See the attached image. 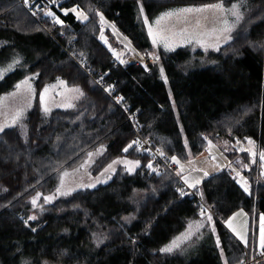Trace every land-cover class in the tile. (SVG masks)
Segmentation results:
<instances>
[{"label": "trees", "instance_id": "1", "mask_svg": "<svg viewBox=\"0 0 264 264\" xmlns=\"http://www.w3.org/2000/svg\"><path fill=\"white\" fill-rule=\"evenodd\" d=\"M137 1L62 0V7L78 5L89 19L64 17L53 5L52 10L65 20L61 27L42 12L33 17L21 0H0V62L18 56L24 64L0 81V95L22 77L39 73L36 98L26 115L0 134V264H224L225 260L239 264L258 255H251V246L257 240V220L264 214V176L259 157L252 164L249 153L239 147H248V138L257 151L264 150V0H141L150 17L186 4L247 1V15L236 25L232 39L219 52H209L206 64L200 63L204 53H193L189 46L155 51L136 21ZM36 3L48 6L47 0ZM96 13L115 24L138 51L154 52L159 60L148 71L136 64H116L111 49L99 39ZM103 29L112 49H117L121 42L113 29L109 25ZM99 73L107 86L114 85L110 96L94 80ZM58 78L80 87L84 96L74 107L45 115L39 95ZM115 95L123 96L131 112L139 114L143 136L154 146L185 163L186 158L206 155L211 141L248 180L252 195L243 191L224 164L199 186L205 205L212 208L216 232L206 227L191 256L166 254L160 247L189 219L200 218V209L192 195L181 198L175 191L179 178L169 170L148 176L142 173L151 159L147 154L139 153L135 145L123 152L135 131ZM228 144L234 149L229 150ZM101 145L105 150L93 173L123 156L139 159L141 168L133 175L120 168L107 184L57 200L25 225L23 220L35 211L32 197L40 190H53L61 170L77 166ZM189 149L191 157H187ZM238 160L249 167L237 164ZM241 210L250 217L248 245L224 223ZM125 216L135 219L126 223ZM93 233H103L107 239L97 245ZM252 264H264V259Z\"/></svg>", "mask_w": 264, "mask_h": 264}, {"label": "snow or ice", "instance_id": "2", "mask_svg": "<svg viewBox=\"0 0 264 264\" xmlns=\"http://www.w3.org/2000/svg\"><path fill=\"white\" fill-rule=\"evenodd\" d=\"M24 4L31 9L33 6L35 7L36 11H32V15L35 16L37 15V11L42 12L45 17H48L51 19L52 24L55 25H60L61 27L65 26V20L61 19L60 15H57L56 11L52 10L51 6H55L56 9L59 10V12L64 16L67 17L69 14H73L74 17L76 18L77 21L80 22H85L88 21L89 17L88 15L79 8L78 5L71 6V7H62L61 3L62 0H47L48 6L45 8L41 9L40 5L36 3V0H31V3H29V0H23ZM241 7L242 3H231L230 7H225L223 3H217V4H209L205 5L200 8H183V9H178L176 11H169L164 13L161 17H159L155 21L156 27L153 28L152 25H149L148 27V35L152 37V43L153 45L158 46L159 44L163 43L164 48L166 51H174L175 47L178 46L175 37L177 35L184 37V33L186 31L183 30L179 33L175 32L172 27L169 24H164L162 23L165 20L168 21H183L184 23H187V17L183 16L181 14L184 13H204L206 11L213 13L212 21L216 25V27H213L212 30L209 31H200L196 35H189L185 37L184 41L182 42H187V43H193L195 42L196 44L200 45L201 47L204 48L205 51L208 50L209 47L213 48L215 51L219 52L221 50L220 44L221 41L224 44H228V42L232 39L231 33L233 32L236 24H238L242 19H243V13L241 12ZM140 12L143 14V5L140 6ZM99 16V21L101 25V32L99 39L103 41L105 44H108L107 38L103 34V27L108 26V21L105 20L104 16L102 13H96ZM230 17L233 18L230 20ZM205 21L208 19L207 17L203 18ZM143 22L145 24H148V18L147 16L143 17ZM198 27L200 25V21H196ZM114 31L115 26L111 25ZM117 35H120L118 31H116ZM208 38V39H206ZM127 39V38H125ZM109 48L111 49V45H109ZM129 50L135 52V49H132L130 47V42H129ZM113 55L116 57V59L119 61L120 64H126L127 60L121 58V54L115 52L113 49ZM73 55H76L74 52ZM148 55L152 56V59L154 61L159 60V56L156 55L155 53H149ZM80 57L84 56V53L81 52L79 53ZM141 60L143 58H140ZM22 66L21 64V59L19 57H14L10 63L7 64L6 67H0V79L4 78V75L10 71H12L14 68ZM147 68V65H145ZM87 71L91 72L90 68L86 69ZM163 68H160L161 75H163ZM39 77V73H35L30 76H26L23 80L18 82L15 85V89L17 92L21 89H24L27 92V97H26V106L31 107V102L36 98V89L32 83V81L35 78ZM104 77L101 76L99 83L103 82ZM165 82H166V77H164ZM57 87H64L66 91H71L75 92L78 94L77 98L83 97L84 92L82 89L79 87L75 88H67V83L66 81L59 79L57 84H51V85H46L43 87L40 95H39V102L40 105L42 106V110L47 115L50 113L51 109L48 106V100H49V93L50 90L55 89ZM105 92H108L109 94L112 93L114 90V85H109L106 88L103 89ZM17 92H12L9 93L8 96H16ZM63 95V93H61ZM8 97L0 98V99H7ZM115 101L117 104H120L121 102L124 101L123 96H116ZM58 107H74L73 104L67 103V104H59L57 105ZM127 111V108L124 109ZM23 116V109H18L10 124L8 125H3L0 124V133H3L5 130V127H12L17 125L18 121L21 119ZM181 131L183 129L181 128ZM60 137H57V140L59 141ZM204 139H207L206 137ZM247 140L248 147H239L240 152H247L249 153L251 157V163L256 164L257 163V156L259 157V166L264 173V150L262 151H257L255 148V142L251 139L245 138ZM185 147L187 148V139L185 138ZM227 141H225V144L227 145ZM241 142L237 141V145H239ZM208 144L211 147H214L212 145L211 141H208ZM136 146V150L139 151L141 148H143V145L141 144L140 140H133L131 143L127 144L126 147L123 148L124 153H128L129 149H132L133 146ZM209 149V151H210ZM104 146L101 145L99 151V154H103L104 151ZM145 153L149 157H152L154 154L151 152V148H146L143 149ZM227 150V149H225ZM156 153H158L161 157H165V153L162 149H156ZM97 153L89 152L87 153V159L84 160L82 164H80V169H87L90 167L92 163H95V161L92 159L94 155ZM187 157H191V150H188ZM226 159V157H225ZM212 161H216L215 156H211ZM170 161L172 164L178 166V170L175 171V176L178 177L177 184L178 186L176 187L175 191L179 194L181 198L189 196V195H194L198 194L203 201L204 194L203 190L199 187L200 185L203 184L204 180L207 179L211 173L208 169L203 167L204 164L208 163V160L205 159L204 161H195L192 159L186 158V162L182 163L181 159L178 158L177 156L173 155L171 157H166V162ZM153 160L149 159L148 163L146 164L145 170H148L151 173H155L156 175H161L159 168L153 166ZM231 161H229L228 166L231 165ZM237 164H241L242 167L248 168V164H243L242 161H237ZM116 165H123V171L127 172L129 175L136 174L137 169L141 168V161L139 159H127L125 158H117L112 161V163L108 164L106 167L103 168L102 171L99 172V176L95 178L94 182L92 183H80L77 185L78 188L80 189H94L97 187L98 184H107L109 180L112 179V176L116 172ZM199 165V166H198ZM211 168L213 171H221L222 166L219 163H213L211 165ZM79 169H77L78 171ZM193 173H198V175H193ZM230 173H235L233 176V179L236 180L240 186L243 188V191L249 195H252V192L250 190V185L247 181V179L241 174L239 170L236 168H230ZM70 173L67 170H64L60 172V177H59V184L56 187L55 191L49 195H44L43 196V204H38V201L40 200L41 196L43 195L42 193L37 192L35 196L32 197L31 199V204L32 206L39 207L40 212L42 213L45 208V204H51L53 201H55L58 197H67L72 195L73 192L77 190V187H67L65 184V178L68 177ZM90 175V173H89ZM179 181H182V185L179 184ZM186 186V187H185ZM186 189H195V193H190ZM27 190V189H26ZM6 191V189H5ZM153 193H155V188L152 189ZM200 212L199 215L203 217L204 219L201 221L195 222V231H193V225L189 224L188 225V230L185 233H182L180 237H177L175 240L171 242L170 245L165 246L164 248L160 249L161 252L163 253H171L173 252L176 248L180 246V242L190 240L193 235H197L200 233V230L204 228L206 225L209 226L210 231L212 233L216 232L215 228V221L213 219L212 212L204 206L202 203L199 205ZM236 215H247L246 213H243L242 210L239 213L234 214L233 217H230L224 223L227 225V227L236 234V236L239 237L240 240L244 242L245 245H248V240L246 238V235L243 234L242 232L238 231L236 227L233 225V220L235 219ZM38 219V216L36 214H33L29 216L27 219L23 220L25 225H28V222L35 221ZM124 222L126 223H131L133 219H135V216H125L122 218ZM123 227V225H122ZM32 231H36L35 228H32ZM93 237L96 240L97 245L103 243L105 239H107V236L103 233L101 234H96L93 233ZM133 244H135V241H132ZM216 244L217 246L220 245V239L219 236H216ZM259 248L262 250L261 255L264 256V214L260 215V229H259ZM223 254V249H221V255ZM27 264V262H25ZM224 264H228V261L225 260ZM239 264H244L243 261H240Z\"/></svg>", "mask_w": 264, "mask_h": 264}, {"label": "rangeland", "instance_id": "3", "mask_svg": "<svg viewBox=\"0 0 264 264\" xmlns=\"http://www.w3.org/2000/svg\"><path fill=\"white\" fill-rule=\"evenodd\" d=\"M233 3H238V2H233ZM239 3H241V1L239 2ZM141 5H143L142 4V2H141V0H138L137 1V3L135 4V7H134V15H135V18H136V21H137V23L140 25V27H141V30L146 34V36L149 38V40L151 41V43H152V37L151 36H149L148 35V27H149V25H152V27L153 28H155L156 27V25H155V21L159 18V17H161L164 13H166V12H169V11H176V10H178V9H183V8H192V7H188V6H185V5H182V6H185V7H182V8H178V9H172V10H167V11H165V12H161V13H159V14H157V15H155V16H153V17H150L149 15H148V13L146 12V10H145V8H144V6H143V14H141V12H140V6ZM187 5V4H186ZM209 5V4H208ZM227 5H229V4H227ZM230 6H231V4H230ZM229 6V7H230ZM247 6H248V2L247 1H245V2H242V7H241V12L243 13V19L240 21L241 23L243 22V20L245 19V17H246V15H247V10L249 9V8H247ZM26 9V8H25ZM27 10V9H26ZM28 11V10H27ZM29 12V11H28ZM30 13V12H29ZM31 14V13H30ZM32 15V14H31ZM181 15H183V16H186L187 17V20H188V23H184L183 21H175V20H173V21H168V20H165V21H163L162 23H164V24H169L171 27H172V29L174 30V31H176L177 29H181L182 27H184V25H186V24H189V22H192V20H194V19H197V16H198V13H184V14H181ZM33 16V15H32ZM144 16H147V18H148V24H145L144 22H143V17ZM34 17V16H33ZM233 18H231V20H232ZM239 22V23H240ZM238 23V24H239ZM238 24H236L237 26H238ZM236 27V26H235ZM104 30V29H103ZM113 33H114V35L120 40V42H121V44L117 47V49H114L115 50V52H117V53H120L121 54V58L122 59H124V58H127L128 57V59L129 58H132V59H134L135 58V55H137V53L136 52H133V51H130L129 50V44H127V42L126 41H124L119 35H117L116 34V32L115 31H113ZM108 41V40H107ZM131 41V40H130ZM72 42H75V40L73 39L72 40ZM118 42V41H117ZM132 42V41H131ZM153 44V43H152ZM178 44V43H177ZM109 45H110V43L108 42V44H106V46H108L109 47ZM222 45H224V43H221L220 44V46H222ZM154 46V50L155 51H159L160 49H164L165 50V48H164V45H163V43H161V44H159L158 46H156V45H153ZM190 47V51L191 52H196V51H201L202 53H204L202 56H199L200 57V63L201 64H206L205 62H207V56H208V53L209 52H215V50L213 49V48H211V47H209L208 48V50L207 51H205L204 50V48L203 47H201L200 45H198V44H196V43H191V45H189ZM130 47H131V45H130ZM132 48V47H131ZM176 48H178V47H175V49ZM132 49H134V48H132ZM113 49H112V46H111V51H112ZM142 56L145 54V57H150V58H152V56L151 55H148L149 53H154V52H140V51H138ZM112 54H113V51H112ZM156 54V53H155ZM156 55H158V54H156ZM14 57H18V56H14ZM13 57V58H14ZM12 58V59H13ZM113 58H114V61L116 62V57L113 55ZM11 59V60H12ZM21 59V58H20ZM11 60H6V61H4V62H0V67H6L7 66V64L8 63H10L11 62ZM153 60V59H152ZM154 61V60H153ZM156 61H154L153 63H155ZM21 64H22V66H18V67H16V68H23L24 67V64L22 63V59H21ZM116 64H117V62H116ZM127 64V63H126ZM118 65H125V64H118ZM16 68H14V69H16ZM13 69V70H14ZM12 70V71H13ZM11 72V71H10ZM10 72H8V73H10ZM8 73H6L5 75H4V77L8 74ZM31 75H33V74H31ZM26 76H30V75H26ZM26 76H24V77H22L18 82H20L21 80H23ZM164 77L165 76H162V79H164ZM4 79V78H3ZM3 79H0V81L1 80H3ZM165 80V79H164ZM17 82V83H18ZM58 82V81H57ZM57 82H55V83H53V84H57ZM32 83H33V85H34V87H35V79L32 81ZM51 85V84H50ZM75 87H78V86H68L67 85V88H69V89H71V88H75ZM80 88V87H79ZM36 89V88H35ZM81 89V88H80ZM83 91V90H82ZM12 92H17V90L15 89V87L13 88V89H11L10 91H8V92H5V93H3V94H1L0 95V98H4V97H8L7 99H0V124H3V125H8V124H10V122H11V120H12V118H13V116H14V114H15V112L18 110V109H23V116L21 117V119L26 115V113H27V111H28V109L30 108V107H27L26 106V97H27V92L24 90V89H21V90H19L18 92H17V95L16 96H8V94L9 93H12ZM61 93H63V95H61ZM77 96H78V94L77 93H75V92H71V91H66L65 90V88L64 87H57V88H55V89H52V90H50V93H49V100H48V106L50 107V109L51 110H54V109H61V108H68V107H58L57 105H59V104H67V103H71V104H74L77 100H79L80 98H77ZM117 95H115V97H116ZM33 101L34 100H32V102H31V105H32V103H33ZM136 118H137V120H138V122H139V124L141 125V122H140V119H139V114L137 113V116H136ZM21 119L18 121V123L21 121ZM17 123V124H18ZM7 128H10V127H5V130L7 129ZM1 134V133H0ZM141 134L143 135V133H142V125H141ZM158 148H161L163 151H164V149L162 148V147H159L158 146ZM228 148H229V150H233L234 149V146L233 145H229L228 144ZM100 149V147L99 148H96V149H94V150H92V151H90V152H93V153H97L96 155H94L93 156V160L96 162L98 159H99V157L101 156V154H99V150ZM105 149V148H104ZM218 146H215L214 145V148H213V151H212V153H216V155H215V157H216V161L215 162H218V163H221L220 161H219V159L221 160L222 159V156L218 153ZM104 152V151H103ZM165 152V151H164ZM166 153V152H165ZM217 154L218 155H220V156H217ZM167 155H168V157H171V155H169L168 153H167ZM120 158H125L124 156L123 157H120ZM127 158V157H126ZM85 159H87V155L80 161V163L77 165V166H75V167H72V168H64L63 170H61L60 172H62V171H64V170H67L69 173H70V175L68 176V177H66L65 178V184H66V186L67 187H77V185L78 184H80V183H84V184H87V183H92V182H94V180H95V178H97L98 176H99V173H97V174H95V173H93V171H92V168H93V165H94V163H92L91 165H90V167H88L87 169H80V164H82L83 162H84V160ZM127 159H130V158H127ZM224 164L225 165H227L228 166V164H229V160L226 158H224ZM116 167V172L120 169V168H123V165H116L115 166ZM230 168H236L237 170H238V168H237V166L236 165H234V164H231L230 166H229ZM77 169H79L78 171H77ZM165 171V170H164ZM163 171V172H164ZM60 172L58 173V176L56 177V187L58 186V184H59V177H60ZM116 172H115V174H116ZM163 172H161V173H163ZM89 173H90V175H89ZM143 174H147L148 176H152V175H154L155 173H149L148 172V170H144L143 172H142ZM261 173H262V171H261ZM115 174L112 176V178L115 176ZM242 174V173H241ZM243 175V174H242ZM262 175L264 176V173H262ZM244 176V175H243ZM245 177V176H244ZM246 178V177H245ZM110 181V180H109ZM108 181V182H109ZM248 181V180H247ZM101 185H103V184H98L97 185V187H99V186H101ZM56 187L53 189V190H51V191H47V192H45V191H43V190H40V191H38L39 193H42L43 195L41 196V198H40V200L38 201V204H43L44 202H43V196L44 195H49V194H51V193H53L54 191H55V189H56ZM96 187V188H97ZM80 190H87V189H80V188H78L77 187V190L76 191H80ZM36 195V194H35ZM34 195V196H35ZM68 197V196H67ZM61 198H66V197H58L55 201H53V203L54 202H56L57 200H59V199H61ZM53 203H51V204H53ZM51 204H45L44 205V208H46L48 205H51ZM40 213V209H39V207H35V211H34V213L33 214H36L37 216H38V214ZM32 214V215H33ZM195 219L196 218H192V219H189L188 220V224H186V226H185V228L182 230V231H180L179 233H177L175 236H173V238H172V240H170L168 243H166V244H164L162 247H160V249H162V248H164L165 246H167V245H170L171 244V242L173 241V240H175L177 237H180L181 236V234L182 233H185L187 230H188V225L189 224H192L193 225V231H195V227H196V225H195V222H197V221H195ZM205 227H208L207 225L205 226ZM204 230V229H203ZM203 230H201L200 231V233L199 234H197V235H193L192 236V238L190 239V240H186V241H182V242H180V246L178 247V248H176L173 252H171V253H176V252H182V253H184L185 255H187V256H191L189 253H192V251L194 250L193 248H192V246L195 244V243H197V242H199V240L201 239V237H202V232H203ZM166 254H170V253H166Z\"/></svg>", "mask_w": 264, "mask_h": 264}, {"label": "crops", "instance_id": "4", "mask_svg": "<svg viewBox=\"0 0 264 264\" xmlns=\"http://www.w3.org/2000/svg\"><path fill=\"white\" fill-rule=\"evenodd\" d=\"M217 3H222V2H215V3H209V4H217ZM224 4V3H223ZM205 5H208V4H205V3H203V4H187V5H185V6H188V7H192V8H200V7H203V6H205ZM225 5V7H229L230 5H227V4H224ZM185 6H181V7H177V8H175V9H178V8H182V7H185ZM187 8V7H186ZM174 9V10H175ZM170 10H172V9H170ZM213 13H211V12H208V11H206V12H204V13H198V16H197V19H194V20H192V22H189V24H186V25H184V27H182L181 29H177L175 32H177V33H179V32H181V31H183V30H185L186 29V31H185V33H184V37H181V36H179V35H177L176 37H175V40H176V42L178 43V46L177 47H181V46H189V45H191V43H187V42H182V41H184V39H185V37H187V36H189V35H196V34H198L200 31H211L212 30V28L213 27H216V25L213 23V21H212V17H213ZM205 17H207L208 19L205 21L203 18H205ZM197 20H199L200 21V25H199V27H198V25H197V23H196V21ZM230 20H231V17H230ZM188 23V22H187ZM235 31V28H234V30H233V32ZM233 32L231 33V36H232V34H233ZM206 39H208V38H206ZM195 43V42H194ZM221 43H223L222 41H221ZM190 47V46H189ZM247 146V145H246ZM245 146V147H246ZM212 151H213V148H211L210 149V151L208 150L207 151V153H206V155H204V156H202V157H199V158H195V159H192V160H195V161H204L205 159H207L208 160V163L207 164H204L203 165V167H205L206 169H208L209 171H210V173H211V175L212 174H214V173H216V171H213L212 170V168H211V165L213 164V163H218V162H215V161H212L211 160V156H215L216 155V153H212ZM220 154V153H219ZM221 155V154H220ZM220 155H218L217 154V156H220ZM224 155H222V159L220 160L219 159V161L221 162V163H219L221 166H222V168H223V166H224ZM199 166V165H198ZM193 175H198V173H193ZM239 212H241V211H238V212H236V213H239ZM243 213H246L247 215L245 216V215H236L235 216V219L233 220V225H234V227H236L237 228V230L238 231H240V232H242L243 234H245L246 235V238H247V240L249 241V233H250V217H249V215H248V213L246 212V211H242ZM235 213V214H236ZM213 215V214H212ZM234 216V215H233ZM233 216H231V217H233ZM204 218L203 217H200V218H196L195 219V221H201V220H203ZM213 219H214V221H215V218H214V216H213ZM226 225V224H225ZM258 227H257V234H256V237H257V240H256V242L255 243H253L252 244V246H251V255H255V254H259V253H261V249L259 248V229H260V216H259V218H258V220H257V224H256ZM227 226V225H226ZM206 227H204V228H202L201 230H203V229H205ZM200 230V231H201ZM230 230V229H229ZM231 231V230H230ZM232 232V231H231ZM233 233V232H232ZM235 236H236V234L235 233H233ZM238 239H239V237L238 236H236ZM240 240V239H239ZM241 241V243H243L244 244V242L242 241V240H240ZM245 245V244H244Z\"/></svg>", "mask_w": 264, "mask_h": 264}, {"label": "built area", "instance_id": "5", "mask_svg": "<svg viewBox=\"0 0 264 264\" xmlns=\"http://www.w3.org/2000/svg\"><path fill=\"white\" fill-rule=\"evenodd\" d=\"M21 3L22 5L30 12L32 13V11H36L35 7L33 6L31 9H29L23 2V0H21ZM29 3H31V0H29ZM41 8V7H40ZM43 9V8H41ZM41 12L37 11V15H35L34 17L38 18L40 16ZM42 23H45V19L41 20ZM132 47V46H131ZM133 48V47H132ZM135 52L137 53V55H135V58L132 59V58H124L125 60H127V64H136V65H140L142 66L146 71L149 70V68L151 67V65L153 64V60L152 58H148V57H145V54L142 56L140 53H138L136 50ZM122 57V56H121ZM140 58H143L142 60ZM116 62L117 64H120L119 61L116 59ZM145 65H147V68L145 67ZM101 76H103L101 73L99 74H95L93 77H94V80L95 82L98 84V86L101 88V89H104L107 87V84L105 82V80L103 79V82L102 83H99L100 81V78ZM107 93L109 96L111 94H109L108 92H105ZM117 96H120V95H117ZM114 101H115V97H114ZM116 102V101H115ZM118 106L121 107V109L126 113L127 117H128V121L132 124L133 126V129L135 131V138L134 140H140L141 144L143 145V148H141L139 150V153H144V154H147L144 152L143 149H146V148H151V152L154 154L152 157H150L152 160H153V166L154 167H158L159 168V171L160 173L163 172L164 170H169L171 173H173L175 175V171L178 170V166L177 165H174L172 164L170 161L166 162V157H168L167 153H165V157H161L158 153H156V149H158L157 146H154L151 142L150 139H147L145 138L142 134H141V125L139 124L136 116H137V112H131L129 106L125 103V101L121 102L120 104H117ZM127 108V111H125L124 109ZM161 149V148H159ZM145 170V169H144ZM143 170V171H144ZM149 172V171H148ZM150 173V172H149ZM179 183L182 185V181H179ZM186 187V186H185ZM187 191H189L190 193H195L192 189H186ZM193 199L195 200V203L198 205H201L202 203L204 204V206L206 208H208L211 212H212V208H209L205 205L204 201L201 200L200 196L198 194H194L192 195ZM200 209V208H199ZM30 221L28 222V225H30ZM37 229L39 228L36 227ZM254 259H264V256H262L260 253L254 258ZM246 260L244 262V264H252L253 263V260Z\"/></svg>", "mask_w": 264, "mask_h": 264}, {"label": "water", "instance_id": "6", "mask_svg": "<svg viewBox=\"0 0 264 264\" xmlns=\"http://www.w3.org/2000/svg\"><path fill=\"white\" fill-rule=\"evenodd\" d=\"M105 18V17H104ZM105 20L106 21H108V25H109V27L111 28V29H113L112 27H111V25H114L115 26V24H113L112 22H110L109 20H107L106 18H105ZM115 30L116 31H118V33L120 34L119 36L124 40V41H126L127 42V44H129V42H130V45L138 52V50L133 46V43L130 41V39L127 37V36H125L124 34H122L119 30H118V28L115 26ZM114 31V30H113ZM115 31V32H116ZM125 38H127V39H125ZM139 53V52H138Z\"/></svg>", "mask_w": 264, "mask_h": 264}]
</instances>
